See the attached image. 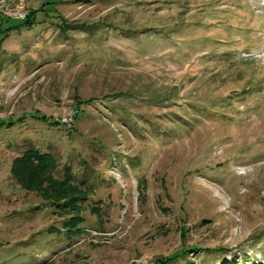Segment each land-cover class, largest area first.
I'll list each match as a JSON object with an SVG mask.
<instances>
[{
    "label": "rangeland",
    "instance_id": "374dc122",
    "mask_svg": "<svg viewBox=\"0 0 264 264\" xmlns=\"http://www.w3.org/2000/svg\"><path fill=\"white\" fill-rule=\"evenodd\" d=\"M8 7L0 264H264V0ZM31 148L86 185L82 235L13 177Z\"/></svg>",
    "mask_w": 264,
    "mask_h": 264
},
{
    "label": "trees",
    "instance_id": "16d2710c",
    "mask_svg": "<svg viewBox=\"0 0 264 264\" xmlns=\"http://www.w3.org/2000/svg\"><path fill=\"white\" fill-rule=\"evenodd\" d=\"M26 24L30 25L29 21ZM56 170L57 162L53 155L31 148L14 161L12 175L26 191L34 192L36 189L40 191L42 198L46 202L59 207L69 208L71 213H75L73 217L63 223L68 238L73 239L84 232L81 227L86 223L82 214L84 207L80 203L88 200L89 191L84 189L86 186L84 182L82 183L84 185L80 184V186L75 184V178L71 176L70 172L64 184L56 185L55 183L58 181L50 174ZM47 178L49 179L47 180ZM60 190H63L61 195L59 194ZM176 258L172 257L164 262L166 264H174L178 260Z\"/></svg>",
    "mask_w": 264,
    "mask_h": 264
},
{
    "label": "built area",
    "instance_id": "2783aa9c",
    "mask_svg": "<svg viewBox=\"0 0 264 264\" xmlns=\"http://www.w3.org/2000/svg\"><path fill=\"white\" fill-rule=\"evenodd\" d=\"M10 10V8L8 7V0H0V16L4 15L5 13H7L8 11ZM12 16L15 18V19H18V20H26L28 18V14L29 12L22 9L16 13H11ZM132 264H147V262L145 261H134V263Z\"/></svg>",
    "mask_w": 264,
    "mask_h": 264
}]
</instances>
